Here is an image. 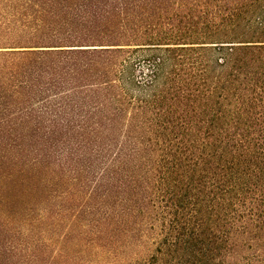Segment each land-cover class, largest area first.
Instances as JSON below:
<instances>
[{
  "label": "trees",
  "instance_id": "1",
  "mask_svg": "<svg viewBox=\"0 0 264 264\" xmlns=\"http://www.w3.org/2000/svg\"><path fill=\"white\" fill-rule=\"evenodd\" d=\"M0 264H264V0H0Z\"/></svg>",
  "mask_w": 264,
  "mask_h": 264
},
{
  "label": "rangeland",
  "instance_id": "2",
  "mask_svg": "<svg viewBox=\"0 0 264 264\" xmlns=\"http://www.w3.org/2000/svg\"><path fill=\"white\" fill-rule=\"evenodd\" d=\"M153 240V238H144L143 244L139 247L140 254H142V256L147 255L148 247L151 245Z\"/></svg>",
  "mask_w": 264,
  "mask_h": 264
}]
</instances>
